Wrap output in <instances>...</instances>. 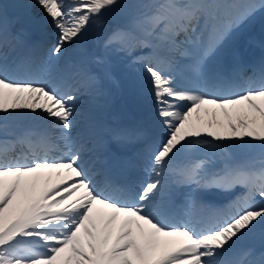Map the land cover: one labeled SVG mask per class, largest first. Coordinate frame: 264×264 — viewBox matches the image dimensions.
Returning a JSON list of instances; mask_svg holds the SVG:
<instances>
[{"label":"snow or ice","instance_id":"1","mask_svg":"<svg viewBox=\"0 0 264 264\" xmlns=\"http://www.w3.org/2000/svg\"><path fill=\"white\" fill-rule=\"evenodd\" d=\"M11 7L0 264H264V0Z\"/></svg>","mask_w":264,"mask_h":264},{"label":"bare ground","instance_id":"2","mask_svg":"<svg viewBox=\"0 0 264 264\" xmlns=\"http://www.w3.org/2000/svg\"><path fill=\"white\" fill-rule=\"evenodd\" d=\"M15 2V0H4V5H7L12 11L14 10L11 5ZM92 43L91 39L89 41V44ZM245 47L247 46L246 44H244ZM100 49V46L97 44V48L93 49V51ZM69 54H72L71 52ZM261 55V54H260ZM113 67H114V71L122 78L123 85H122V91L120 93L121 97L126 93L127 91V70L123 67V65L120 63L119 58H113ZM85 99H87L85 97ZM150 103L147 95H142L140 97H138L134 102L132 103H128L125 104L123 99H121L120 101H118V103L116 104V110L123 114L124 116L126 115L127 117L129 115L135 114V112L140 108V107H144L146 108L147 105ZM208 107V106H206ZM205 119H208V117L210 118V114L204 113L201 114ZM46 179V178H45ZM52 182H55L56 177L55 175L52 176ZM41 187H43V181L41 182ZM247 242H255L258 243V241H245V243Z\"/></svg>","mask_w":264,"mask_h":264},{"label":"rangeland","instance_id":"3","mask_svg":"<svg viewBox=\"0 0 264 264\" xmlns=\"http://www.w3.org/2000/svg\"><path fill=\"white\" fill-rule=\"evenodd\" d=\"M251 35H252V36H255V37H257V38H259V36H260V25H259V24H257V25L255 26V28L251 30ZM244 44L247 45L246 47H245V45H244V47H245L246 50H254V49H256V50H258L259 52H261V49H260L258 46H253V47L249 48V46H248V44H247V40H245ZM95 48H97V44H95V43H93V42L89 44V49H90L91 51H93V49H95ZM72 54H73V53H72ZM72 54H69V55H72ZM204 113H205V112H202L201 114H204ZM206 115H207V113H206ZM208 118H209V117H208Z\"/></svg>","mask_w":264,"mask_h":264}]
</instances>
